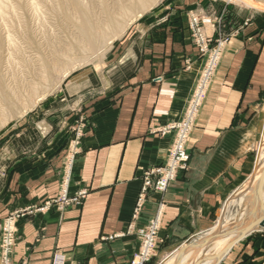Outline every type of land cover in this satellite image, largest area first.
Listing matches in <instances>:
<instances>
[{"label": "crops", "instance_id": "obj_1", "mask_svg": "<svg viewBox=\"0 0 264 264\" xmlns=\"http://www.w3.org/2000/svg\"><path fill=\"white\" fill-rule=\"evenodd\" d=\"M198 9L214 21L225 18L230 42L189 142V170L164 195L149 194L136 212L144 173L165 161L174 139L160 130L182 117L203 64L187 21V12ZM214 26L205 27L211 37ZM136 31L138 42L124 45L123 79L84 103V117L67 121L87 123L72 163L61 132L44 133L39 149L3 153L0 235L3 220L19 215L11 264H130L149 221L158 218L168 246L187 241L209 229L228 195L254 172L264 11L218 0H168ZM65 195L77 201L69 204ZM263 257L264 232L243 239L221 264H259Z\"/></svg>", "mask_w": 264, "mask_h": 264}, {"label": "rangeland", "instance_id": "obj_2", "mask_svg": "<svg viewBox=\"0 0 264 264\" xmlns=\"http://www.w3.org/2000/svg\"><path fill=\"white\" fill-rule=\"evenodd\" d=\"M0 1L2 2L0 4V7L6 8L5 6H7V9L8 10L10 9L9 10L10 12L11 10H13L12 8L14 6H15L14 9L15 8L17 9L15 10V12H17L15 13V17L14 15L13 17L12 16L9 17L10 19L12 18V23L9 25L11 28L9 27V29H8V25H5V26L3 25L5 22H1L3 21L2 20L3 17L0 15L1 17L0 18V44H1L0 58L1 60L0 61L2 62V64L0 63V71L2 70L0 72V77L2 78V83L4 85L6 84V86H9V87L11 86L15 88L17 86L16 85L17 83L18 84L19 83L20 84L21 83L30 84L32 80L35 81L34 83L36 84L38 82V84L36 85L37 88L35 89V93H34L36 95L34 97V95L32 94V98H31L33 99L35 103L36 102L37 103L32 105L30 109L22 111L23 108L27 105L26 102L28 103V101L30 100L29 96H31V94H27V95L25 94L26 96L22 98L23 101L21 100L20 104H18L20 106H17V108L15 109L11 108L10 110L6 109L5 111L4 110L2 111V108L0 109V111L2 112L0 113L1 114L0 125H1V122L5 121L0 126V170L2 169L3 165L7 161L6 157L8 156L3 154L6 149H9L10 151L18 150L20 153L27 152L29 150L32 151L35 148L39 149L42 144L41 139L44 133H48V132H50L52 135L59 134L61 132L65 135V138L68 139V141L66 140L64 146L68 147L66 150L67 151L66 163L70 164L72 163L71 154L72 155L76 154L77 147L80 144V138L83 134V131L87 127V123L85 121L84 122L80 121V123L71 125V124H68L67 121H69V119H72L74 116L75 117L78 116L80 117V119L84 117L85 116L84 103L88 104L91 101L97 99L98 97L107 95L109 86L112 83H118L119 81L123 79V74L125 72V69H124L125 58L128 55L127 50L129 48L128 46L125 48L124 45L128 44V42H131L133 40L135 42H138L136 38V36H138L136 27L140 24V22L143 19L154 15L155 11L162 4H166L168 0H161L159 4H157L151 10L146 12L143 16L136 18L134 22L132 23V25L127 29L125 34L122 35V37L115 39L111 45H108V46L106 45L102 49H99L98 50L99 53L96 52V54L94 53V54H90L88 56H82V57L79 55L73 54V53L71 55L69 54L68 57L70 58L67 57V59L69 60L71 59L70 61L73 62V67L70 69H67L69 67L68 61L66 59L67 55H63V53L65 54L66 52L64 51L68 50V47H66L68 46L67 43L73 44L77 40H80L81 34L76 24L75 23L73 24V21L71 20V16L73 17L75 13L77 14V11L75 10L73 6L69 5L68 3L70 2L69 0H63V1L62 0H58V1L57 0H52V1L47 0L48 2L45 0H39L41 1L40 3L44 1L43 2L44 4L39 3L41 6L38 4V6L40 7L39 9L40 11L38 10L37 12H40L39 14L36 13V6L34 10L33 9L34 7H32V5H29V0H22L21 2H19L20 0H4V1L0 0ZM31 1L33 0H30V3ZM61 1L66 5V7L64 4L61 3ZM65 1H68V2L65 3ZM119 1L120 0H104V1L101 0L100 2L99 0L97 1L88 0L87 4L88 3L89 4L87 6L90 7L89 10L92 12L93 18L96 21L97 20L99 21L100 19L102 20L103 18H105L104 17L105 14L103 13L104 9L110 8V11H113V10L116 11ZM218 1L225 2L228 5H233V6L235 5L238 7L256 9L255 7H247L244 5L241 6V4L229 2V0H218ZM251 1L252 2L254 1V3L258 1H260V3L261 1L264 2V0H251ZM3 2H5L7 5L3 4ZM33 2L38 3V1H35V0ZM33 2L31 4H33L34 6L35 4ZM52 2L54 4H51ZM57 2H59V5H58L59 8L61 7L60 11H57L59 10V8H57V4H58ZM98 2L100 5L96 4ZM50 4L53 5V7H51ZM61 4L64 5L63 7L65 9L64 8L62 9ZM90 4H92V6H90ZM8 5H10L11 7L9 6L8 8ZM28 5L32 8L31 10ZM67 5L73 8L71 7L68 8ZM101 5L103 6V8L101 7ZM46 7L47 9H44ZM70 8L73 9L74 11L70 10ZM20 9L23 11H21ZM98 9L101 12H98L99 11ZM257 10L264 11V9H261V8H258ZM43 11L44 12L48 11V13L45 12L46 13L45 14ZM72 11L74 12V15ZM41 12H43L42 14H45L44 15L46 17L45 20H43L44 17L42 18L43 15L41 14ZM54 12L58 16H56ZM98 13L99 14L102 13L104 16L102 15L99 16ZM21 14L24 20L21 18L22 17L20 16ZM37 15L40 16V18L43 21L39 19ZM101 16L102 18H100ZM209 16L210 15H205L204 12L199 9L192 11V12L190 11L187 12L188 28L191 33L192 43L194 47L197 49L199 55L201 56L203 64H202L199 76L197 78L194 89L190 95V98L188 100L187 106L185 108V111L182 117L178 121L169 123L165 127H162V129L160 130L162 135L173 133L174 139H173L169 154L166 157L165 161L161 165L150 168L144 173L143 186L141 189V194H140L139 201L137 204L136 212L141 211L149 194L151 195L155 193V194L164 195L169 189V187L171 186V184L177 180L178 176L183 172L186 173V171L189 170L190 168L191 154L189 150V142L195 131L197 121L204 107V104L208 98L210 88L215 82L217 71L219 69V65L221 62V58L223 54L225 53L227 46L229 45L231 34H232L230 32V27L228 23L224 22L225 20L224 17L222 16L217 17V20L214 21V18L212 19ZM34 17H36L37 19ZM16 18L21 20L23 25L21 24V22H19L20 24L19 23L17 24L16 22L18 21H15ZM38 20L39 21L41 20L40 21L41 25H39L40 23H38L39 22ZM195 20H197V23L199 25L198 29L197 27H194L192 24V22ZM44 21H46L47 23L44 24L45 23ZM12 24L14 26H11ZM24 24L26 25V28H27L26 30H28L27 32L22 30V29L25 30V28L19 27V26L25 27ZM214 25H218V28L216 29L214 36L211 37L205 31V27L212 28ZM5 27L8 30L5 29ZM74 27L76 28V30L74 29ZM19 30L21 33L19 32ZM8 31L11 36L9 35ZM73 31H76V32H73ZM13 32L16 34H14ZM76 34L78 35V37H76L77 36ZM198 35L201 38H199ZM8 37L11 38L10 40L12 41V43L14 42L12 38L16 39L17 42L15 40L13 44H16L17 46L16 45L14 46L12 43L9 44L10 42L8 41ZM73 39L75 42L73 41ZM4 43L6 44V47ZM9 45L10 46L13 45L14 47H9ZM4 47L7 48V50H5ZM17 50L19 53L17 52ZM61 51H63V53ZM4 52H6V54H4ZM8 52L9 54H7ZM11 52H15V53L11 54ZM59 54L63 55L64 58H58L60 56ZM98 55H99V58H98ZM10 56H12V59H10L11 58ZM13 58H14V61H13ZM73 58H75V60ZM5 59L8 61L9 65H7L6 63L7 61ZM80 62L83 64H81ZM56 63L58 64V66H55L57 65ZM51 64H53L54 66ZM10 65L12 67V70H10L11 69ZM8 66L10 67V69ZM47 68H50V69H48L47 71V76L45 77L46 81L42 82L39 79L43 81L45 80L41 76L44 75L43 71H45ZM39 70L40 71L43 70L42 71L43 73H41ZM38 73H39V76H38ZM64 73L65 74L69 73V74L62 81V84L59 85ZM14 77H16L15 78L16 81L14 80ZM23 78L24 80H21ZM29 79L30 81L28 82ZM208 82L209 84L205 88L203 97L201 96L202 99L199 102L198 108L196 109L195 120L193 121L192 126H191L192 129L189 131L190 133L185 142V150H186L185 152L188 156V159L186 160V162L183 163L182 167H179L175 170V174H173L174 176L170 178V170H169L170 156L174 149V146L176 145L178 135H180V132L186 127V123H185L187 121L186 114H188L189 111L191 110V106L194 104L195 98L198 95L199 88L203 87V84L208 83ZM48 84L49 86H47ZM48 87H51L52 91ZM46 89H49V90H46ZM260 113H261V119H262V128H261V133H260V139L254 150L256 165H257V162L262 157L261 155H264V101L260 107ZM69 138L71 139L69 140ZM3 157L5 158V160ZM253 174L254 172L250 176H248L239 186H237L236 188L232 190V192L228 195L226 201L220 208L218 216L216 217V219L213 220L211 226L206 231L218 225L219 222H223L224 224L225 223L224 220L220 221L221 217H226L228 216V214H230L228 216L229 218L234 215L233 217L229 219L230 223L235 225L238 222L241 214L247 208L246 207L247 203L246 202L242 203L240 200V197H237V196H239V194H241L244 188L250 183V180ZM166 179L168 180L167 181L168 184L164 188H161L160 185ZM236 193H237V196H236ZM233 196H235L237 200L235 203L233 202L235 198ZM80 198L81 200H83L85 198V193H82ZM63 199H65L67 203L69 204L72 203L73 201H77L76 199L68 198L66 195L63 197ZM14 214L16 218H18L19 215L17 212V213L10 214L4 220H6L7 218H9L11 215H14ZM4 220H3V225H4ZM2 229H3V226H2ZM218 230L219 228H217L213 234H216ZM206 231H201L199 233H196L187 241H181L179 243H175V244L168 246L167 236L165 237L161 236L160 222L158 218H155L149 221V223L143 228V230L140 231L141 245H140L139 250L133 255L130 264H136L138 259L141 261L140 264H149L155 257L157 251L161 247H164V251L162 252L160 259L157 263V264H162L164 259L169 254H171L175 249H178V248L184 249L187 246L191 245L192 243L196 242V240L197 241H200V240L207 241L208 238H210L212 235L210 237L203 236L202 233ZM17 232H18V229H17ZM263 232H264V227L263 229H260L251 235H254L257 233L261 234ZM146 234H149V235L145 237ZM2 237H3V232H1V235H0V244H1ZM145 242H147L146 248H145L146 254L144 253V251H142L145 246ZM15 245H16V242H15ZM11 256L12 254H10L9 256L10 264H11ZM0 260L2 261L1 254H0ZM259 264H264V257L261 259Z\"/></svg>", "mask_w": 264, "mask_h": 264}, {"label": "bare ground", "instance_id": "obj_3", "mask_svg": "<svg viewBox=\"0 0 264 264\" xmlns=\"http://www.w3.org/2000/svg\"><path fill=\"white\" fill-rule=\"evenodd\" d=\"M4 1V0H3ZM22 0H20L19 2H21ZM34 1V0H33ZM31 1V3L33 2ZM35 1H38V3H34L35 5L33 6V4L30 3V0H29V5H32V7H34L33 9L35 10V6H36V13H40V12H37L40 7L38 6V4L41 2L39 0H35ZM47 1V0H45ZM52 1V0H51ZM58 1V0H57ZM63 1V0H62ZM61 1L62 4H64L63 2ZM70 2L68 1H65L69 3V5L73 6L75 8V10L77 11V14L75 13L74 15V10L71 9L73 7L71 6H68L67 7H71L70 10H73V17L71 16V20L73 21V24L75 23L78 30L80 31V34H81V37H80V40H77L75 37V39L77 40L75 43L73 44H70V43H67L68 46V50L64 51L66 52L65 54L63 53V51H61L63 53V55H67L66 56V59L67 57L69 56V54L71 55L72 53L73 54H76V55H79V56H88L90 54H96V52H98L99 49H102L103 47H105L106 45H111L113 43V41L117 38H120L122 37V35L125 34V32L127 31V29L132 25V23L134 22V20L136 18H139L141 16H143L146 12H148L149 10H151L153 7H155L157 4H159V2L161 0H120L118 2V5H117V8H116V11H110V8H105L103 13L105 14V16L101 13L98 15H102L104 16L105 18H103L102 20L100 19L99 21L95 20L93 18V15H92V12L89 10L90 7H88L87 5V1L88 0H69ZM97 1V0H96ZM101 2V0H99ZM104 1V0H103ZM24 2V1H23ZM44 1H42L43 3ZM48 2V1H47ZM54 2V1H53ZM51 3V4H54V3ZM94 2V1H92ZM229 2H234V3H239L244 6H247V7H255L256 9L258 8H261V9H264V2L261 1H258L256 3H254V1L252 2L251 0H229ZM2 2L0 1V4ZM40 3V4H42ZM57 8H59V2H57ZM71 3V4H70ZM3 4H6L5 2H3ZM22 4V3H21ZM28 4V3H27ZM26 4V5H27ZM39 4V5H40ZM44 4V3H43ZM51 7H53V5H51ZM56 4V3H55ZM61 4V5H62ZM95 4V3H94ZM97 5L99 4L96 3ZM104 4V3H103ZM238 4V5H239ZM7 5V4H6ZM16 5V4H15ZM28 5V6H29ZM65 5V4H64ZM62 5V9L64 8ZM100 5V4H99ZM10 5H8V8H9ZM17 6V5H16ZM21 6V5H20ZM25 6V4H24ZM27 6V7H28ZM41 6V5H40ZM44 6V5H42ZM90 6H92V4H90ZM112 6V5H111ZM6 8L4 7H0V15L3 17V21L1 22H5L3 25H8V29H9V25L12 23V18L10 19L9 17H15V10H17L16 8L14 9V7L12 8L13 10H11V12L7 9V6H5ZM11 7V6H10ZM22 7V6H21ZM30 7V6H29ZM50 7V8H51ZM56 7V6H55ZM66 7V5H65ZM97 7V6H96ZM101 7L103 8V6L101 5ZM105 7V6H104ZM26 8V6H25ZM61 8V7H60ZM60 8L59 10L57 11H60ZM66 8V9H68ZM92 8V7H91ZM99 8V7H98ZM22 9V8H21ZM20 9V10H21ZM32 8L30 7V10ZM42 9V8H41ZM44 9H47L44 8ZM65 9V8H64ZM8 10V11H7ZM19 10V9H18ZM53 10V9H52ZM97 10V9H96ZM99 10V9H98ZM23 11V10H21ZM29 11V10H28ZM40 11V10H39ZM65 11V10H64ZM63 11V12H64ZM75 11V12H76ZM44 12V11H43ZM41 12V14L43 13ZM48 13V11H45ZM44 12V13H45ZM50 12V11H49ZM52 12V11H51ZM68 12V10H67ZM98 12H101L100 10ZM35 13V15H36ZM55 13V12H54ZM60 13V12H59ZM65 13V12H64ZM94 13V12H93ZM23 14V13H22ZM22 14L20 16H22ZM29 14V13H28ZM46 14V13H45ZM45 14H42V18L43 20H45ZM72 14V13H71ZM26 15V14H25ZM56 15V13H55ZM60 15V14H59ZM64 15V14H63ZM18 16V15H17ZM16 16V17H17ZM38 16V15H37ZM58 16V15H56ZM68 16V15H67ZM102 16L100 18H102ZM25 17V16H24ZM65 17V16H64ZM1 18V17H0ZM20 18V17H19ZM23 19V16L21 17ZM36 18V17H34ZM39 19L40 16H38ZM37 19V18H36ZM15 20V19H14ZM24 20V19H23ZM42 20V19H41ZM40 20V21H41ZM42 20V21H43ZM15 21H18L16 22L17 24L19 22H21V20L17 19ZM39 21V20H38ZM38 22L40 23L39 25H41V22ZM46 24L47 22L44 21ZM62 22V21H60ZM14 23V21H13ZM25 23V22H24ZM64 23V22H63ZM20 24V23H19ZM22 24V22H21ZM26 24V23H25ZM24 24L25 27L23 26H19V27H22V28H25L22 29L23 31L27 32L28 30H26V25ZM15 25V23H14ZM13 24L11 26H14ZM23 25V24H22ZM45 26V25H43ZM63 26V25H62ZM72 26V25H71ZM28 27V26H27ZM73 27V26H72ZM11 28V27H10ZM71 28V27H70ZM5 29H7L5 27ZM7 29V30H8ZM74 29L76 30V28L74 27ZM6 30V32H7ZM15 30V28H14ZM13 30V31H14ZM18 30V29H17ZM20 32V30H19ZM73 32H76V31H73ZM72 32V33H73ZM78 32V31H77ZM9 33V31H8ZM7 33V34H8ZM14 33V32H13ZM21 33V32H20ZM16 34V33H14ZM13 34V35H14ZM28 34V33H27ZM31 34V33H29ZM70 34V33H69ZM75 34V33H74ZM10 35V33H9ZM12 35V37H13ZM73 35V34H72ZM77 35V34H76ZM75 35V36H76ZM5 36V35H4ZM11 36V35H10ZM28 36V35H27ZM78 37V35L76 36ZM7 38V37H5ZM3 38V39H5ZM11 38L8 37V41L10 42L9 44L12 43V41L10 40ZM13 41L15 42L16 39L12 38ZM68 40V39H67ZM66 40V41H67ZM13 42V43H14ZM17 42V40H16ZM12 43V44H13ZM5 44V43H4ZM8 44V43H7ZM18 44V43H17ZM70 44V45H69ZM14 46L16 44H13ZM13 45H9V47H14ZM66 45V44H65ZM8 46V45H7ZM17 46V45H16ZM19 46V45H18ZM0 47H1V44H0ZM5 47H6V44H5ZM4 47V48H5ZM3 48V49H4ZM18 48V47H17ZM2 50V49H1ZM5 50H7V48H5ZM107 50V49H106ZM4 51V50H3ZM2 51V52H3ZM12 51V50H11ZM15 51V50H14ZM20 51V50H19ZM18 52V50H17ZM12 53H15V52H11ZM19 53V52H18ZM61 53V54H62ZM99 53V52H98ZM4 54H6V52H4ZM9 54V52L7 53ZM59 54L58 58H64L63 55ZM1 55V54H0ZM20 55V54H19ZM9 56V55H8ZM63 56V57H61ZM12 59V56H10ZM17 57V56H16ZM73 57V56H72ZM71 57V58H72ZM75 57V56H74ZM7 58V57H6ZM70 58V57H68ZM98 58H99V55H98ZM8 59V58H7ZM75 60V58H73ZM72 59V60H73ZM1 60V58H0ZM6 60V59H5ZM60 60V59H59ZM65 60V59H64ZM71 60V59H70ZM69 59H67L68 61V68L67 69H70L73 67V62L70 61ZM78 60V59H77ZM7 61V60H6ZM12 61V60H11ZM13 61H14V58H13ZM16 61V60H15ZM50 61V60H49ZM54 61V60H53ZM81 61V60H80ZM84 61V60H83ZM52 62V60H51ZM56 62V61H55ZM85 62V61H84ZM0 63L2 64V62L0 61ZM7 65H9L8 61L6 62ZM12 63V62H11ZM49 63V62H48ZM81 63V62H80ZM45 64V62H44ZM57 64V63H56ZM83 64V63H81ZM39 65V64H38ZM53 65V64H51ZM13 66V65H12ZM50 66V65H49ZM54 66V65H53ZM55 66H58L55 65ZM9 67V66H8ZM11 67V65H10ZM9 67V69H10ZM16 67V66H15ZM67 67V66H66ZM65 67V68H66ZM44 68V67H43ZM62 68V67H61ZM48 69L50 68H47L44 72V75H42L41 77H43V79H45V77L47 76V71ZM12 70V67L11 69ZM62 70V69H61ZM2 71V70H1ZM0 71V72H1ZM40 71V70H39ZM42 71H40L41 73H43ZM35 72V71H34ZM37 72V71H36ZM53 72V71H52ZM70 72V71H69ZM40 73V74H41ZM54 73V72H53ZM62 73V72H61ZM35 74V73H34ZM69 73H64L63 77H62V80L60 81L59 85L62 84V81L68 76ZM56 75V74H54ZM59 75V74H58ZM13 76V75H12ZM38 76H39V73H38ZM50 77V76H49ZM58 77V76H57ZM16 77H14V80H15ZM61 78V76H60ZM20 80V79H19ZM21 80H24L21 79ZM40 81L42 82H45L46 79L43 81L41 79H39ZM16 81V80H15ZM30 81V79L28 80V82ZM33 81V80H32ZM28 84V83H17L16 87L13 88V87H9V86H6V84L4 85L2 83V78L0 77V109L2 108V111L4 110H10L11 108L12 109H15L17 108V106H20L18 104H20L22 98L24 96H26L27 94H31L30 97V100L28 101V103L26 102V106L23 108L22 111H25V110H28L32 107V105L36 104L32 98V94L35 93V89L37 88V84L34 83L35 81H33V83ZM10 82V81H9ZM57 82V81H56ZM49 83V82H48ZM11 84V83H10ZM34 84V85H33ZM9 85V84H8ZM40 85V84H39ZM38 85V86H39ZM52 85V84H51ZM44 86V85H43ZM49 86V84L47 85ZM54 87V86H53ZM40 88V87H39ZM50 90H51V87H48ZM49 89H46V90H49ZM52 91V90H51ZM31 92V93H30ZM26 94V95H25ZM26 98V97H25ZM25 100V99H24ZM23 101V100H22ZM32 101V102H31ZM34 102V103H33ZM16 111V110H15ZM7 112V111H6ZM0 113H2L0 111ZM4 114V113H3ZM7 115V114H5ZM3 116V115H2ZM0 117H1V114H0ZM7 117V116H6ZM5 117V118H6ZM4 118V119H5ZM3 119V120H4ZM7 119V118H6ZM5 121L1 122V125L4 123ZM0 125V126H1ZM262 157L260 158V160L257 162V165H256V169L254 171V174L252 175L251 177V180H250V183L244 188V190L241 192V194H239V196H237V193H236V196L237 197H240V200L241 202H246L247 203V208L245 209V211L241 214L238 222L234 225L232 223L229 222V219L233 216H231L230 218L228 217L230 214H228V216L226 217H221V220H224L225 223L223 224V222H219L218 225H216L215 227L211 228L210 230L206 231V232H203L202 235L203 236H207V237H211L208 238V240H200V241H197L192 243L191 245L187 246L186 248L184 249H181V248H178V249H175L171 254H169L165 259L164 261L162 262V264H221L225 258L227 257V255L230 253V251L232 250V248L237 245L239 242H241L243 239H245L246 237H248L249 235L257 232L258 230L260 229H263L261 223L262 221L264 220V155H261ZM249 181V180H248ZM241 190V189H240ZM235 197V196H233ZM237 200H236V197L234 198L233 202L235 203ZM232 202V204H233ZM240 204V203H239ZM225 211V210H224ZM224 214V213H223ZM224 218V219H223ZM236 222V221H235ZM219 228V230L217 231L216 234H213L214 231H216V229ZM200 239V238H199ZM195 241V240H194ZM183 246V245H182ZM184 247V246H183ZM182 247V248H183Z\"/></svg>", "mask_w": 264, "mask_h": 264}, {"label": "built area", "instance_id": "obj_4", "mask_svg": "<svg viewBox=\"0 0 264 264\" xmlns=\"http://www.w3.org/2000/svg\"><path fill=\"white\" fill-rule=\"evenodd\" d=\"M194 27H199L197 20L192 22ZM201 35V34H200ZM202 36V35H201ZM199 37V35H198ZM201 38V37H199ZM208 83L203 84V87H200L198 90V95L195 98L194 104L191 106V110L189 111L188 114H186L187 116V121L186 123V127L180 132V135H178L177 141H176V145L174 146V149L171 153L170 156V161H169V170H170V178H172L175 174V170L179 167L183 166V163L186 162V160L188 159V156L186 154V150H185V142L188 138L189 135V131L192 129V123L195 120V116H196V109L198 108L199 102L201 101V96L203 97L205 88L208 86ZM184 127V126H183ZM168 180H164L162 182V184L160 185L161 188H164L168 182ZM16 216L11 215L9 218H7L6 220H4V225H3V237L1 239V244H0V254H1V259L3 264H10L9 261V256L10 254H12L13 248L15 246V242H16V233H17V227H16ZM149 235L146 234L145 237ZM146 243L145 242V246L143 248L142 251H144V253L146 254ZM148 251V250H147ZM141 261L138 259V261L136 262V264H140Z\"/></svg>", "mask_w": 264, "mask_h": 264}, {"label": "water", "instance_id": "obj_5", "mask_svg": "<svg viewBox=\"0 0 264 264\" xmlns=\"http://www.w3.org/2000/svg\"><path fill=\"white\" fill-rule=\"evenodd\" d=\"M261 225H262V227H264V220L262 221Z\"/></svg>", "mask_w": 264, "mask_h": 264}]
</instances>
